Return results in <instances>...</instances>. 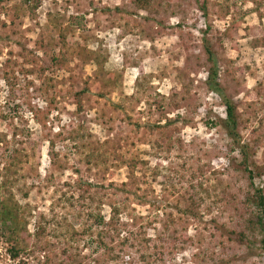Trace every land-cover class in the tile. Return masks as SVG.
<instances>
[{
  "label": "rangeland",
  "instance_id": "374dc122",
  "mask_svg": "<svg viewBox=\"0 0 264 264\" xmlns=\"http://www.w3.org/2000/svg\"><path fill=\"white\" fill-rule=\"evenodd\" d=\"M34 4L0 0V169L29 154L14 189L29 248L13 259L0 237V264H65V251L79 264H264L260 236L238 235L253 211L247 198L264 191V9L260 18L250 0ZM207 46L238 108L253 181L207 87ZM97 53L107 56L102 72ZM93 196L97 222L86 211L78 219ZM113 207L119 235L95 226ZM55 215L75 242L53 235L45 220Z\"/></svg>",
  "mask_w": 264,
  "mask_h": 264
},
{
  "label": "trees",
  "instance_id": "16d2710c",
  "mask_svg": "<svg viewBox=\"0 0 264 264\" xmlns=\"http://www.w3.org/2000/svg\"><path fill=\"white\" fill-rule=\"evenodd\" d=\"M36 1V0H34ZM34 1L32 0H24L27 4L35 5ZM257 9V12L260 13V18L263 17L261 15V11L264 9V0H250ZM33 3V4H32ZM150 4V0H135V5L141 9V10H147ZM32 10L36 8H31ZM62 29V28H61ZM255 47L258 46V44H254ZM206 54L208 56V60L211 63L212 67L210 68L208 72V78H207V87L208 89L218 95L223 103V106L225 108V119L220 120V125L225 129L228 136L234 141L235 144H237L241 156H242V162L241 165L244 168V171L249 173V178L251 181H253V171L251 166L254 165L253 162H250V147L248 145H243L240 143V134H239V125H240V115L238 113V108L235 104V102L229 98L225 91L223 90L220 80H219V70L218 65L215 59V55L211 48L209 46L206 47ZM67 52H64L63 54V61L67 60ZM94 59L97 63V69L99 72H102L104 70V65L107 62V56H102L101 54H95ZM84 92H80L76 94V102L78 109L80 110L82 108V96ZM171 123V122H170ZM97 154L95 153V150H92V153L88 156V158L93 159L96 157ZM101 155L98 154V157ZM97 157V158H98ZM29 158V154L26 152V150H19L16 152L15 156H9L8 159L10 160L8 164L4 165L0 169V237L4 238L6 241H9L13 244L10 246V253L11 257L13 259H16L19 257L21 253H24L28 251L29 248V233L27 230V211L26 209L17 201H15V194L14 189L17 188L20 185V179H21V173L23 164L26 163V161ZM127 163V162H125ZM140 162L132 161L131 163L128 162L127 168L129 169V174L133 175L134 171H136L138 165H140ZM146 165V164H143ZM81 199H85L84 195L80 196ZM66 199V198H65ZM96 198L92 197V203L90 205L81 206L83 207V211H79L77 214L78 219H83L85 216V211L88 213L89 218H93L95 214H93L92 208L94 207V203L96 202ZM73 198L68 199L67 201L70 203L71 207L74 208L75 204L71 201ZM248 202V205L253 206V211L251 212V217L248 218V220L245 221L246 224V230L240 232L238 235L240 238H246V232L252 233L254 235L260 236V242L261 247L264 250V191L261 189L255 190L254 194L252 196H249L246 200ZM97 209H101L102 207V198L98 201ZM92 211V212H88ZM186 215H190L191 212L185 211L183 212ZM120 215L119 210L117 208H112V214L110 217L109 222H104V219L100 218V223H96L95 226H101L106 225L107 227L111 228L112 232L115 231L119 235L120 232L116 228V221ZM193 215V214H191ZM197 216V215H193ZM97 218L95 216V221L97 222ZM41 219H43L41 217ZM48 225H54V232L53 235L57 238H69L70 242H75V234L78 235L74 228L71 226V224H68V221L66 218L59 219L57 215L53 216V218L50 221L45 220ZM66 229V234H63L62 231ZM71 229V230H70ZM224 229V228H223ZM89 229H87L88 231ZM43 232H46V228H41L37 231V238L39 239ZM73 233V234H72ZM232 235H235V233L232 232ZM103 235H99L100 244L103 245ZM125 242H129V238L127 237L122 241V244ZM68 243V242H67ZM73 247L70 245L69 249H72ZM65 255L66 263L65 264H79L76 260V258L73 256H70L68 254V251H65L63 253ZM118 258V257H116ZM142 259H145L144 256H142ZM149 264V263H147Z\"/></svg>",
  "mask_w": 264,
  "mask_h": 264
}]
</instances>
